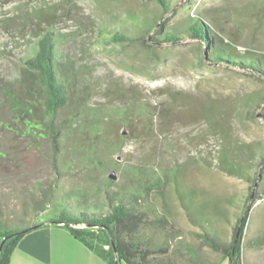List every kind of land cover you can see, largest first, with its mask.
<instances>
[{"label": "rangeland", "instance_id": "374dc122", "mask_svg": "<svg viewBox=\"0 0 264 264\" xmlns=\"http://www.w3.org/2000/svg\"><path fill=\"white\" fill-rule=\"evenodd\" d=\"M63 1L0 0V84L22 76L24 59L34 54L36 44L33 26L26 25L21 31V19H16L18 25L10 26L5 19L30 13L45 3ZM171 2L178 13L164 18L167 30L183 36L182 21L187 13L211 9L220 14L223 8L243 5L244 0H198L193 8L182 6L187 5L186 0ZM76 4V10L57 27L67 34L62 51L83 66L92 108H104V116L113 117L114 123L80 134L70 132L73 126L63 129L58 164L65 176L53 188L55 197L39 208L31 203L25 220L12 224L9 230L20 231L33 223L61 217L73 220V212L78 214L81 209V196L87 202H103L107 189L132 191L157 182L153 187L157 204L169 213L172 230L177 234L169 254L160 257V264H228L200 237L203 230L197 221L208 217L231 240L250 183L223 172L215 160L229 148L227 141L235 143V152L251 144L257 153L260 150L264 154V100H255L257 94L264 93V84L239 68L203 60L200 43L185 37L178 45L153 49L142 42L95 44L99 27L121 26L118 22H127L130 15L159 16L160 10L152 1L76 0ZM123 26L128 32H136L131 23ZM238 48L264 51V37L243 39ZM168 91L181 93L177 114L167 103ZM134 99L139 102L134 108L138 115L127 125L122 111L131 107ZM0 102L1 107L10 110L1 94ZM145 104L152 107L147 116L142 110ZM16 109L22 108L16 105ZM69 113L66 110L60 119ZM1 138L8 158L6 166L0 168V204L3 210L15 207L19 211L23 205L14 202L13 197L21 191L35 192L39 182L56 177L55 152L48 136L22 137L2 131ZM209 160L214 163L209 165ZM257 164L254 162V170L264 174V167L258 168ZM112 172L116 180L109 178ZM177 186L189 192L188 199L197 201L196 215H189L182 206ZM262 186L264 177L257 190ZM17 219L14 217L12 222ZM263 235L264 197L251 211L242 264H264V246L249 245ZM156 239L160 241L163 235L157 234ZM2 242L0 236V247Z\"/></svg>", "mask_w": 264, "mask_h": 264}, {"label": "trees", "instance_id": "16d2710c", "mask_svg": "<svg viewBox=\"0 0 264 264\" xmlns=\"http://www.w3.org/2000/svg\"><path fill=\"white\" fill-rule=\"evenodd\" d=\"M143 1H152L160 10L159 16L139 18L130 15L127 22L134 27L136 32L133 33L125 30V21L118 22L117 25L121 26L99 27L95 44L127 45L142 42L153 49L165 44L178 45L185 37L200 43L204 52L203 60L214 65L239 68L264 84V51L256 48L242 51L238 48L243 39L255 41L256 38L264 37V0H244L243 5L223 8L220 14L211 9L187 13L182 21L183 36L167 30L164 18L178 13L171 0ZM186 1L187 5L184 3L182 6L193 8L198 0ZM76 6V0H64L60 4L45 3L31 9L30 13L21 12L5 19L8 26L18 25L16 19H21V31L26 25L33 26L36 44L34 54L24 59L22 76L17 80H3L0 84V94L10 105V110H6L0 104V168L6 166L8 158L1 144L2 131H11L22 137L48 136L55 152L53 167L56 177L39 182L35 192L21 191V195L13 197L14 202L23 205L22 210L15 211V207L13 210H3L0 204V236L5 241L0 251V264H10L20 239L46 223H33L20 231L9 230L12 224L25 220L31 203L39 208L55 197L53 188L65 176L58 164L61 140L65 134L63 129L69 130L73 126L70 132L80 134L101 130L104 124L114 123L113 117L104 116V108H92L88 100L90 86L83 78V66L77 65L72 56H66L62 51L67 34L58 31L57 27L61 20L67 19L76 10ZM167 94V103L173 108L174 114L179 113L181 93L168 91ZM255 100H264V93L257 94ZM138 103L134 99L132 106L122 111L121 116L127 125H131L138 115L134 113V108L139 107ZM16 105L22 109H16ZM151 108L146 104L142 108L146 116ZM66 110H70V113L61 120L60 116ZM227 142L229 148L224 149L215 160L217 167L228 175L250 183V192L238 216L231 240L226 239L208 217L204 216L197 223L203 230L199 235L209 247L220 253L228 264H242L251 211L264 197V186L257 190L264 174L253 168L254 162L258 163V168L264 167V154L260 150L257 153L251 144H246V149L238 153L232 148L235 143ZM208 163L212 165L214 160ZM155 185L157 182L132 191L107 189L103 202H87L81 196L78 200L81 209L78 214L73 212V220L61 217L51 222L64 224L73 236L110 264H160V257L169 254L177 234L172 230L169 213L157 204ZM178 186L176 190L182 206L189 215H196L197 201L188 199L189 192L185 188L182 191ZM14 217H18V221L12 222ZM157 234L163 235V239L157 241ZM249 245L264 246V235L254 238ZM106 246L109 248L106 249Z\"/></svg>", "mask_w": 264, "mask_h": 264}, {"label": "crops", "instance_id": "0c3cea01", "mask_svg": "<svg viewBox=\"0 0 264 264\" xmlns=\"http://www.w3.org/2000/svg\"><path fill=\"white\" fill-rule=\"evenodd\" d=\"M10 264H110L60 223L46 222L20 239Z\"/></svg>", "mask_w": 264, "mask_h": 264}, {"label": "water", "instance_id": "95a60500", "mask_svg": "<svg viewBox=\"0 0 264 264\" xmlns=\"http://www.w3.org/2000/svg\"><path fill=\"white\" fill-rule=\"evenodd\" d=\"M109 178L112 179V180H116V179H117V175H116V173H115V172H112V173L110 174ZM63 225H64V224H63ZM74 227H76V228H81V226H76V225H74ZM4 244H5V241L2 242V245H1V247H0V251H2Z\"/></svg>", "mask_w": 264, "mask_h": 264}, {"label": "built area", "instance_id": "2783aa9c", "mask_svg": "<svg viewBox=\"0 0 264 264\" xmlns=\"http://www.w3.org/2000/svg\"><path fill=\"white\" fill-rule=\"evenodd\" d=\"M109 247L108 246H106V249H108Z\"/></svg>", "mask_w": 264, "mask_h": 264}]
</instances>
